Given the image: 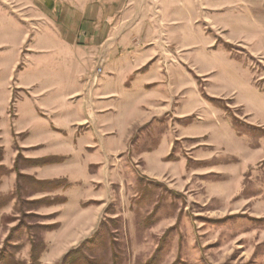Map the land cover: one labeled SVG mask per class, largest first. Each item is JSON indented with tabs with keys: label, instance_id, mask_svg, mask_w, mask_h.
<instances>
[{
	"label": "crops",
	"instance_id": "crops-1",
	"mask_svg": "<svg viewBox=\"0 0 264 264\" xmlns=\"http://www.w3.org/2000/svg\"><path fill=\"white\" fill-rule=\"evenodd\" d=\"M0 1L21 3L17 14L13 5L11 10L0 4V132L11 155L17 152L9 146L13 135L24 134L17 141L25 159L57 160L27 169L38 180L64 177L74 186L77 170L69 167L81 168L88 177L87 155H96L100 163L115 155L124 158L132 134L147 124L152 128L142 135L152 141L134 151L145 162L162 163L174 141L205 136L204 143L224 145L230 155H238L239 147L248 149L249 137L238 136L224 110L205 101L188 67L208 96L229 101L248 123L264 128V91L254 84L250 67L226 49L212 50L217 36L194 30L209 24L222 32L218 37L226 44H240L249 55L264 58V0H155L170 41L169 56L162 54L159 41L115 38L119 5L114 1ZM187 33L203 40L197 62L190 58L194 44L172 42V36L182 40ZM100 55L102 72L95 74ZM195 112L199 120L191 125L188 118ZM83 125L87 131L80 136ZM159 125L163 131L157 133L154 126ZM144 143L142 136L135 142ZM89 236L77 237L62 255Z\"/></svg>",
	"mask_w": 264,
	"mask_h": 264
},
{
	"label": "rangeland",
	"instance_id": "rangeland-1",
	"mask_svg": "<svg viewBox=\"0 0 264 264\" xmlns=\"http://www.w3.org/2000/svg\"><path fill=\"white\" fill-rule=\"evenodd\" d=\"M107 1L119 5L115 38L125 35L128 42L159 41L164 47L162 54L171 55L166 50L170 41L155 0ZM11 3L0 1L11 10L13 5L17 14L21 3ZM199 27L205 34L217 36L212 50L226 49L233 58L245 61L253 72L254 84L264 91L263 57L249 55L240 44H226L214 26L196 25L194 30ZM172 42L194 44L190 58L200 60L203 40L199 34H183L182 40L172 36ZM173 56L176 60L177 51ZM100 61L104 63L102 55L96 59L94 72ZM188 68L205 101L224 110L238 136L249 137L247 148L262 149L252 152L239 147L238 155H230L224 145L204 143L205 136L204 141H174L162 163L145 162L134 151L152 141L143 137L152 128L147 124L132 134L124 158L115 155L100 163L96 155H87L91 159L90 176L71 166L77 170L79 182L73 186L64 177L48 179L62 183L52 188L35 186L21 176L34 177L27 169L57 160L25 159L17 141L24 134L13 135L9 146L17 152L11 155L3 146L7 137L0 132V264H29L30 237L44 243L38 256L40 264H64L63 249L73 246L77 237L89 234L87 245L81 247L87 261L75 264H264V128L248 123L229 101L206 98L203 81ZM198 116L197 112L191 114L188 123L193 125ZM154 127L157 133L163 131V125ZM85 131L83 125L78 134L84 136ZM139 136L146 142L142 146L135 144ZM155 174L154 178L147 177ZM30 200L40 201L31 204ZM99 203H103L102 208L96 207ZM49 224L56 227H43Z\"/></svg>",
	"mask_w": 264,
	"mask_h": 264
},
{
	"label": "trees",
	"instance_id": "trees-1",
	"mask_svg": "<svg viewBox=\"0 0 264 264\" xmlns=\"http://www.w3.org/2000/svg\"><path fill=\"white\" fill-rule=\"evenodd\" d=\"M206 98H208L210 101H216V102H221L219 99H216V98H211V97H208V96H205ZM226 109H228L226 106L224 107ZM232 120H234L235 122H238L237 118H232ZM233 122V121H232ZM233 126H237L234 122H233ZM18 157V156H17ZM169 158V156L167 157ZM48 160L46 161H43L42 163H45L47 162ZM21 175V174H19ZM23 177L24 179L30 181L33 183V185H37V186H43V185H50L52 188L54 187H57V186H61L62 183L60 182V180H38V179H35L34 177L30 176V175H23L21 176ZM40 200H30L28 203H38ZM31 211V210H29ZM43 227L51 230L53 228L56 227V224H49V225H43ZM15 227H13L12 229H14ZM8 239V236L6 237V241ZM87 241V240H86ZM85 241V242H86ZM83 243L81 244L78 248L68 252L63 258H62V262L64 264H75V263H84L86 260V256H84L82 254V249L81 247L82 246H86L87 242L86 243ZM30 262L29 264H40L39 263V254L42 250H44V243L41 239H34L33 237H30ZM38 247V248H37Z\"/></svg>",
	"mask_w": 264,
	"mask_h": 264
},
{
	"label": "built area",
	"instance_id": "built-area-1",
	"mask_svg": "<svg viewBox=\"0 0 264 264\" xmlns=\"http://www.w3.org/2000/svg\"><path fill=\"white\" fill-rule=\"evenodd\" d=\"M102 72V61L99 62L95 74H100Z\"/></svg>",
	"mask_w": 264,
	"mask_h": 264
}]
</instances>
